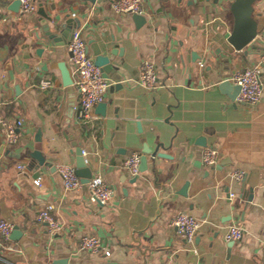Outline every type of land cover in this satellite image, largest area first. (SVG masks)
<instances>
[{
  "label": "crops",
  "instance_id": "crops-1",
  "mask_svg": "<svg viewBox=\"0 0 264 264\" xmlns=\"http://www.w3.org/2000/svg\"><path fill=\"white\" fill-rule=\"evenodd\" d=\"M13 1L0 0V101L3 114L23 125L14 144L0 128V219L18 229L0 244V264H264V70L259 103L231 98L233 70L258 63L264 48V0L253 4L258 33L250 50L227 40L232 0H142V24L113 12V0H36V11L22 17L9 9ZM40 7L59 21L77 19L88 54L108 57L105 115L95 105L90 121L77 119L67 44L52 46L44 36ZM143 59L157 66L155 89L135 80ZM61 60L71 85L61 84ZM43 81L51 85L41 88ZM37 130L55 168L31 165ZM201 136L205 146L196 143ZM78 141L92 174L115 189L108 204L89 200L85 184L62 186L56 167L74 166L71 143ZM159 142L170 158L146 154V170H124L130 152ZM206 146L218 151L214 166L201 162ZM46 206L61 224L53 234L37 219ZM179 211L200 222L192 243L169 225ZM233 223L242 236L230 246L225 234ZM85 234L100 238L98 250L79 247Z\"/></svg>",
  "mask_w": 264,
  "mask_h": 264
},
{
  "label": "built area",
  "instance_id": "built-area-1",
  "mask_svg": "<svg viewBox=\"0 0 264 264\" xmlns=\"http://www.w3.org/2000/svg\"><path fill=\"white\" fill-rule=\"evenodd\" d=\"M19 8L16 12L18 17L26 16L36 11V0H19ZM115 13H138L142 14L144 8L142 0H113L110 4ZM67 50L71 53L69 59L72 72L75 76L74 84L77 91L76 117L79 121L88 122L93 118V107L104 100L110 83L105 79L94 58L88 54L86 43L80 30H74L72 39L67 44ZM203 66V62H198ZM264 70V48L262 49L258 63L250 66H242L234 69L231 74V80L239 86L236 99L238 102L254 106L262 97L261 76ZM146 89L152 90L159 86L157 79V66L151 59H143L139 65L138 73L135 78ZM51 85L48 81L40 84L41 88ZM2 101H0V128L3 131V137L6 143L14 144L19 138L18 128L23 125L21 118H9L1 110ZM82 153L84 151L82 150ZM142 153L137 151L130 152L122 161V167L130 175L136 176L140 173L139 165ZM218 151L214 147L206 146L201 153V162L206 166H214L218 161ZM22 167V166H20ZM65 190L79 189L84 184L87 188L88 198L93 202L105 205L111 202L115 189L109 184L100 172H95L88 179V182L82 183L80 177L75 173V167L70 163H59L56 167ZM234 177L241 179L242 171L234 172ZM41 176L33 179V183L39 184ZM230 194L229 196H232ZM51 207L46 206L41 209L37 215L38 221L45 222L48 231L53 234L57 232L61 224L56 220L51 212ZM169 225L185 238L189 243L193 242L196 236L200 222L192 214L186 211L177 212L169 221ZM13 224L5 219H0V244L8 241ZM242 236V228L238 224H231L225 234L226 240H238ZM12 248L11 246H7ZM81 249L96 251L100 247V238L94 234L82 235L79 242Z\"/></svg>",
  "mask_w": 264,
  "mask_h": 264
},
{
  "label": "water",
  "instance_id": "water-1",
  "mask_svg": "<svg viewBox=\"0 0 264 264\" xmlns=\"http://www.w3.org/2000/svg\"><path fill=\"white\" fill-rule=\"evenodd\" d=\"M91 3H94L96 0H86ZM256 0H232L229 4V10L233 17V25L231 30L227 34L228 42L233 46L234 49L238 50L246 46V50H250L252 46H255L251 41L256 37L257 31V22L258 19L253 17V4ZM19 0H14L9 9L14 12H17L19 8ZM37 13L40 15L39 24L42 33L49 40L52 46H64L69 43L72 39L73 32L76 28L79 27V21L73 18H65L62 21L56 19V17L49 16L43 8H39ZM133 19L137 22V24H142L145 21L143 15L138 13H132ZM37 37H39L37 35ZM251 43V44H250ZM41 48H38L37 52L39 54ZM68 55L71 53L68 51ZM94 62L98 65L102 71V65L108 62V57L104 55H96ZM57 68L59 70L61 84L63 86H68L72 84V78L68 67L65 61L61 60L57 63ZM103 74V72H102ZM106 77V74H103ZM229 84V79L224 78L221 81V86L225 87ZM239 91V86L234 85V88L231 92V98L235 99ZM96 108L99 114L105 115L106 102L101 101L96 104ZM35 148L31 152H29V157L31 158V165L33 167H39L42 165L49 166L55 168V165L51 164L49 160L43 155L41 150V132L39 130L35 133ZM197 144L205 146V138L201 136L198 138ZM71 146L73 147L70 152L75 154V173L80 177L82 183L88 182V179L92 175V169L87 165L86 159L82 154V146L81 142H72ZM158 147H163L162 143H157V146L154 150L150 148L143 149V153L141 155L139 170L144 171L147 168V157L146 154H149L151 157H165L170 158L171 156L165 152L158 151ZM222 164V162H219ZM135 178V177H134ZM187 183L184 184L180 192L185 194V187ZM252 195H248V199H251ZM18 229V226L14 225L12 229V233H16L15 230ZM233 244V240H230V246ZM58 264H64V260H58Z\"/></svg>",
  "mask_w": 264,
  "mask_h": 264
}]
</instances>
